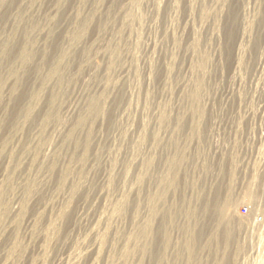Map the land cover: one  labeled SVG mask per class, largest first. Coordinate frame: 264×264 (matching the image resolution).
<instances>
[{
  "label": "rangeland",
  "instance_id": "1",
  "mask_svg": "<svg viewBox=\"0 0 264 264\" xmlns=\"http://www.w3.org/2000/svg\"><path fill=\"white\" fill-rule=\"evenodd\" d=\"M263 199L264 0H2L0 264H264Z\"/></svg>",
  "mask_w": 264,
  "mask_h": 264
},
{
  "label": "bare ground",
  "instance_id": "2",
  "mask_svg": "<svg viewBox=\"0 0 264 264\" xmlns=\"http://www.w3.org/2000/svg\"><path fill=\"white\" fill-rule=\"evenodd\" d=\"M2 3V0H0V4ZM249 19V18H248ZM251 20V19H250ZM251 33V32H250ZM244 39V38H243ZM243 45V44H242ZM242 51V50H241ZM27 51L24 49L22 52H21V60H22V62L23 61H25V59L27 58ZM62 59V58H61ZM239 62H241V61H239ZM60 63H61V60H60ZM207 65V64H206ZM93 71V70H92ZM51 73V72H50ZM56 74V72L54 71L53 72V74ZM235 75V74H234ZM53 76V75H52ZM42 93V92H41ZM192 97L193 98H195V101H196V99H197V94H196V91H194L193 92V94H192ZM34 99H36V96L34 97ZM92 101V100H91ZM97 101V100H96ZM98 103V102H97ZM97 103H95V102H93L92 104H91V106H90V109L88 110V111H90L91 113L92 112H97V111H100L101 109L100 108H102V107H100V105H99V103L97 104ZM99 105V106H98ZM29 112V111H28ZM90 112H88V113H90ZM96 114V113H95ZM99 114V113H98ZM100 114H101V112H100ZM90 115V114H89ZM97 117H98V115H97ZM164 118V117H163ZM29 150V149H28ZM145 176V175H144ZM142 177H143V175H142ZM141 177V178H142ZM63 185V184H62ZM73 194H74V192H73ZM150 200V199H149ZM264 200V199H263ZM68 202V201H67ZM69 205V204H68ZM262 205V204H261ZM264 206V205H263ZM121 207V206H120ZM121 208H123V206L121 207ZM121 210V209H120ZM123 210V209H122ZM13 212V211H12ZM114 215V214H113ZM260 215V214H259ZM149 217V216H148ZM147 220H148V218H147ZM109 221V220H108ZM146 221V220H145ZM144 223V222H143ZM110 224V223H109ZM149 223H147L146 222V224H145V226L144 227H142L143 229V241H144V243H143V245L141 246V248L142 249H144V247H145V238H146V235L148 234V231H149V225H148ZM259 224V223H258ZM53 225V224H52ZM51 225V226H52ZM52 229V228H51ZM53 232V231H52ZM145 235V236H144ZM104 238V237H103ZM131 239V238H130ZM135 239V238H134ZM142 239V238H141ZM147 239V238H146ZM133 241V240H132ZM101 242V241H100ZM102 243H103V240H102ZM102 243H100L101 245H102ZM136 244H138V243H136ZM255 245V244H254ZM135 246V245H134ZM137 247V246H136ZM101 249V248H100ZM123 249V248H122ZM124 250V249H123ZM145 250H146V248H145ZM144 251V250H143ZM135 252V251H134ZM142 252V251H141ZM121 253V252H120ZM132 253V252H131ZM122 254V253H121ZM124 254V253H123ZM127 254V253H126ZM143 254V253H142ZM133 255V254H132ZM146 255V254H145ZM128 256V255H127ZM9 257V256H8ZM124 257V256H123ZM125 258V257H124ZM123 258V259H124ZM111 260V259H110ZM112 260H113V258H112ZM189 260V259H188ZM115 261V260H114ZM117 261V260H116ZM137 261V260H136ZM112 262V261H111ZM124 262V261H123ZM135 262V261H134ZM235 264H237V263H235ZM244 264V263H243Z\"/></svg>",
  "mask_w": 264,
  "mask_h": 264
},
{
  "label": "built area",
  "instance_id": "3",
  "mask_svg": "<svg viewBox=\"0 0 264 264\" xmlns=\"http://www.w3.org/2000/svg\"><path fill=\"white\" fill-rule=\"evenodd\" d=\"M247 212H248V209H247V208H244V209H243V214L246 215Z\"/></svg>",
  "mask_w": 264,
  "mask_h": 264
}]
</instances>
